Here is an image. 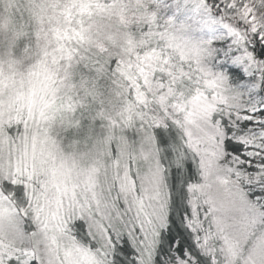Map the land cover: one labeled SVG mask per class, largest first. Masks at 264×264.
Wrapping results in <instances>:
<instances>
[{"label":"snow or ice","instance_id":"obj_1","mask_svg":"<svg viewBox=\"0 0 264 264\" xmlns=\"http://www.w3.org/2000/svg\"><path fill=\"white\" fill-rule=\"evenodd\" d=\"M0 6V264H264V0Z\"/></svg>","mask_w":264,"mask_h":264},{"label":"rangeland","instance_id":"obj_2","mask_svg":"<svg viewBox=\"0 0 264 264\" xmlns=\"http://www.w3.org/2000/svg\"><path fill=\"white\" fill-rule=\"evenodd\" d=\"M5 15H8V13H6L3 9L2 6H0V16H5Z\"/></svg>","mask_w":264,"mask_h":264}]
</instances>
